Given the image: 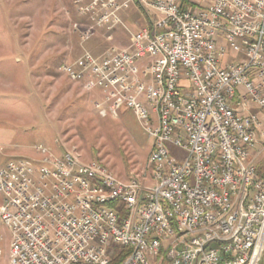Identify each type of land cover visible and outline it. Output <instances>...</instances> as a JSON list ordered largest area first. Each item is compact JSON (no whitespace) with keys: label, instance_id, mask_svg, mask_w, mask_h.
<instances>
[{"label":"built area","instance_id":"1","mask_svg":"<svg viewBox=\"0 0 264 264\" xmlns=\"http://www.w3.org/2000/svg\"><path fill=\"white\" fill-rule=\"evenodd\" d=\"M72 6L88 26L73 22L71 32L83 43L101 29L110 45L99 58L83 50L58 72L73 76L83 92L99 90L93 107L100 118L132 113L152 140L153 179L121 180L74 150L52 160L42 145L33 156L0 159V228L10 232L5 264H111L114 247L129 250L118 264L147 258L259 264L264 123L250 109L264 111V0H73ZM138 8L154 20L129 32L125 47L116 45L120 14ZM229 55L241 61L227 63ZM143 98L157 106V122L143 112Z\"/></svg>","mask_w":264,"mask_h":264},{"label":"rangeland","instance_id":"2","mask_svg":"<svg viewBox=\"0 0 264 264\" xmlns=\"http://www.w3.org/2000/svg\"><path fill=\"white\" fill-rule=\"evenodd\" d=\"M72 1L0 0V159L33 156L38 145L51 148L55 160L66 150H74L82 161H99L121 180L144 177L143 184L150 185L153 174L147 161L152 140L132 113L121 110L117 119L100 118L93 107L99 90L83 92L58 72L59 65L76 60L83 50L99 58L110 45L101 29L83 43L71 32L73 22L81 29L88 26L76 15ZM120 16L133 31L155 18L140 8ZM121 40L125 45V39ZM240 57L229 55L225 61L239 62ZM254 110L264 123V111ZM258 145L264 147V140ZM171 154L185 156L178 149ZM34 162H41V155H34ZM263 164L264 150L260 171ZM0 234L4 238L0 263L5 264L10 232L1 227ZM147 264H157V258H147ZM259 264H264V251Z\"/></svg>","mask_w":264,"mask_h":264},{"label":"bare ground","instance_id":"3","mask_svg":"<svg viewBox=\"0 0 264 264\" xmlns=\"http://www.w3.org/2000/svg\"><path fill=\"white\" fill-rule=\"evenodd\" d=\"M226 38H229V40H236V33H234V31H226ZM67 77L74 81L73 76H67ZM143 112H147L148 120H150V122H157V106H150V98H143ZM100 169H108V168H106L100 163ZM34 171H41V164H37L36 166H34ZM231 171L239 172L238 161H231ZM152 174H153V170H152ZM231 212H238V205H231ZM211 234H219V227H211ZM223 241H230V234H223ZM146 264H147V259H146Z\"/></svg>","mask_w":264,"mask_h":264},{"label":"crops","instance_id":"4","mask_svg":"<svg viewBox=\"0 0 264 264\" xmlns=\"http://www.w3.org/2000/svg\"><path fill=\"white\" fill-rule=\"evenodd\" d=\"M118 28L122 29V31H117L114 34V43H116V45H118L120 47H125L128 44V35H129V32H136V31H133V30L129 29L128 26L123 22V18H121V26L118 27ZM121 38L122 39H125V45H121V41H122ZM250 111L252 113H256V111L254 110V107H252L250 109Z\"/></svg>","mask_w":264,"mask_h":264},{"label":"trees","instance_id":"5","mask_svg":"<svg viewBox=\"0 0 264 264\" xmlns=\"http://www.w3.org/2000/svg\"><path fill=\"white\" fill-rule=\"evenodd\" d=\"M121 214L124 216L125 213L121 212ZM115 248V253L112 258L111 264H118L129 252L128 249L124 247H114Z\"/></svg>","mask_w":264,"mask_h":264}]
</instances>
